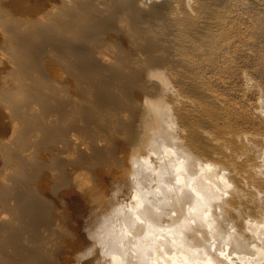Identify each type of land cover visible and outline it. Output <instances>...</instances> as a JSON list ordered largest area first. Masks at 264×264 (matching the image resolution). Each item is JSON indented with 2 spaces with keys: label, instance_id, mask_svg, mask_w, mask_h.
I'll return each instance as SVG.
<instances>
[{
  "label": "bare ground",
  "instance_id": "obj_1",
  "mask_svg": "<svg viewBox=\"0 0 264 264\" xmlns=\"http://www.w3.org/2000/svg\"><path fill=\"white\" fill-rule=\"evenodd\" d=\"M3 1L0 264H264V87L208 75L241 0Z\"/></svg>",
  "mask_w": 264,
  "mask_h": 264
},
{
  "label": "rangeland",
  "instance_id": "obj_2",
  "mask_svg": "<svg viewBox=\"0 0 264 264\" xmlns=\"http://www.w3.org/2000/svg\"><path fill=\"white\" fill-rule=\"evenodd\" d=\"M245 1L247 2L245 3ZM249 1L241 0L243 7H239L241 18L233 28V33L235 34L236 39L235 44L240 48L241 52L239 53L237 50L238 53L236 52L235 54H232V56L225 59L222 64L215 67L212 66L209 70L207 69L209 71L208 75L210 79L215 83V87H219L229 98L238 102L242 101L243 98H246L245 88L247 86L256 87L257 85L258 87H261L262 85L264 87V34L259 36L256 29V26H258L259 23L255 21L256 15L259 14L262 15L264 19V0H258L257 2L254 0ZM6 17L7 15L5 16L4 14L0 16V31L3 28V22ZM261 26L264 28L263 20ZM0 39H2V37H0ZM251 39H257V44L251 45L249 43ZM1 42L2 40L0 41V45H2ZM0 65L2 66L0 69L3 70V64L0 63ZM1 70L0 73L3 74L4 72ZM247 73L249 77H252L250 80H252L253 84L257 83L256 85H253L250 80L248 81L245 79ZM220 80L221 82H219ZM260 91H263L262 94L260 92V96H263L264 88ZM251 96L252 97L249 98L250 101L254 102L258 100L257 97H255L256 94H252Z\"/></svg>",
  "mask_w": 264,
  "mask_h": 264
}]
</instances>
